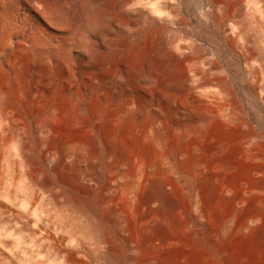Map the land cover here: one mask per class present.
I'll list each match as a JSON object with an SVG mask.
<instances>
[{"label": "bare ground", "instance_id": "1", "mask_svg": "<svg viewBox=\"0 0 264 264\" xmlns=\"http://www.w3.org/2000/svg\"><path fill=\"white\" fill-rule=\"evenodd\" d=\"M263 121L264 0H0V264H264Z\"/></svg>", "mask_w": 264, "mask_h": 264}, {"label": "rangeland", "instance_id": "2", "mask_svg": "<svg viewBox=\"0 0 264 264\" xmlns=\"http://www.w3.org/2000/svg\"><path fill=\"white\" fill-rule=\"evenodd\" d=\"M182 16L185 20L188 21V25H182L180 26V29L183 30L187 35L193 34L192 33L193 31L196 33V35H198L199 33L197 37L207 49L210 47L208 50H210L211 52L215 51L218 48L222 49V52H223L222 53V63L230 71V74L233 76V78L236 81L235 85L237 86L239 90L241 89L240 94L243 96L244 95L242 91L243 75L241 71V65L239 64L236 57L231 56L229 54L230 52H228V50L225 49V45L222 42V33L211 25H208V26L201 25L197 17L198 11L196 7L192 4H188L187 9H185L182 12ZM19 22H20L19 26L21 29L30 31V29L33 28V25L31 24V21L29 20V18L25 19L24 16H21ZM172 27H176V25H172Z\"/></svg>", "mask_w": 264, "mask_h": 264}]
</instances>
